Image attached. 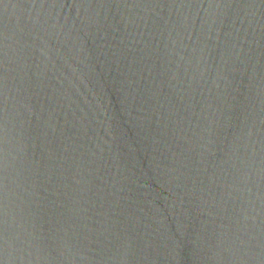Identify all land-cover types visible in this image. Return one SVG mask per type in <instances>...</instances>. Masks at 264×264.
Returning <instances> with one entry per match:
<instances>
[{"label": "water", "instance_id": "obj_1", "mask_svg": "<svg viewBox=\"0 0 264 264\" xmlns=\"http://www.w3.org/2000/svg\"><path fill=\"white\" fill-rule=\"evenodd\" d=\"M0 264H264V0H0Z\"/></svg>", "mask_w": 264, "mask_h": 264}]
</instances>
